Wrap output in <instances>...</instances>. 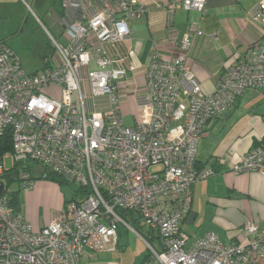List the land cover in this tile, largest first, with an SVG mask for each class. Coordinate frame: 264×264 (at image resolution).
Wrapping results in <instances>:
<instances>
[{
  "label": "built area",
  "instance_id": "obj_1",
  "mask_svg": "<svg viewBox=\"0 0 264 264\" xmlns=\"http://www.w3.org/2000/svg\"><path fill=\"white\" fill-rule=\"evenodd\" d=\"M207 1L183 0V7L204 11ZM61 9L57 27L66 44L41 22L54 64L48 60L28 74L0 42V134L9 132L13 140L12 151L0 156V264H81L86 249L117 251L122 225L146 240L120 210L140 215L157 243H146L157 264H264V227L255 222L243 226L244 240L231 244L213 231L193 240L185 229L194 184L215 175L196 166L205 129L246 90L264 91V46L254 44L245 58L228 62L214 91L205 93L188 64L198 29L183 34L171 59L152 47L140 68L132 66L131 51L119 57L108 47L132 39L130 24L148 14L144 4L61 0ZM105 97L107 105L97 110L96 99ZM125 99L140 109L133 127L123 121ZM230 170L264 176V145ZM48 173L75 190L63 210L35 230L22 208L10 206V185L30 191Z\"/></svg>",
  "mask_w": 264,
  "mask_h": 264
},
{
  "label": "crops",
  "instance_id": "obj_2",
  "mask_svg": "<svg viewBox=\"0 0 264 264\" xmlns=\"http://www.w3.org/2000/svg\"><path fill=\"white\" fill-rule=\"evenodd\" d=\"M136 1L147 7V16L130 24L132 39L116 47H108L109 52L125 57L135 50L141 61L140 68H144L149 63L148 55L152 47H156L164 58L171 59L177 53V45L183 34L198 29L202 34H195L192 39L188 64L193 67L205 93L214 91L228 62L245 58L254 44L264 46V10L260 9L264 0H208L204 11L184 9L183 0ZM63 15L61 0H52L50 11L44 15L50 27L44 25L54 36H58L61 43L66 44L57 27ZM135 39L139 40L134 49ZM49 63L54 64V61ZM143 71L140 69L137 74L140 89L144 85ZM263 139L264 91L246 90L227 113L208 123L199 146L198 168L213 169L215 163L222 166L213 177L194 184L187 221L189 225L197 218V195L204 193L211 197L216 214H220L221 218L211 224L206 233L216 232L223 241L231 244L245 239L242 228L247 222L264 227V176L252 172L237 175L230 170V164L239 161L256 141ZM29 192L34 196L35 187ZM25 193H22L25 204L22 211L35 230L48 225L63 210L62 207L61 211L56 210L47 222L40 224L38 219L32 217L33 207L28 203L26 205ZM121 250L126 249L120 238L119 249L115 252ZM94 253L86 249L81 264H104L94 260ZM136 264L154 262L147 252Z\"/></svg>",
  "mask_w": 264,
  "mask_h": 264
},
{
  "label": "rangeland",
  "instance_id": "obj_3",
  "mask_svg": "<svg viewBox=\"0 0 264 264\" xmlns=\"http://www.w3.org/2000/svg\"><path fill=\"white\" fill-rule=\"evenodd\" d=\"M51 6L52 0H0V41L5 42L13 49L28 74L44 67V57H47L49 61H54L55 53L52 42L41 26L42 22L50 27L49 21L44 19V15L50 11ZM27 19L28 21L25 24ZM138 40L135 39L134 49ZM134 51L132 50V52ZM135 52L132 53V66L140 67L141 61ZM96 105L97 110H102L107 105V98L96 99ZM139 110V107L132 99H126L122 102L121 113L124 124L127 127L135 125L136 115ZM7 166L12 168L10 159L7 160ZM10 188L14 191L20 190V183L14 182L10 185ZM22 192H26L24 194L26 196V205L28 203L29 206L33 207L31 208L32 217L38 219L40 224L47 222L51 215L56 213V210L61 211L65 200L71 199L74 194L69 184L59 186L53 181L43 179L36 181L34 196H31L29 191ZM195 205L197 218L192 225L188 223L185 225V229L191 235L194 234L193 240L201 238L211 224H215L221 219L220 214H216V206L209 195L198 194ZM23 206L25 208L24 201ZM120 232V238L126 250L115 253H94L95 261H102L104 264H136L140 258L150 252L146 244L150 243L148 240L141 239L131 229L123 225ZM152 245L157 247V243ZM151 259L154 264H157L152 257Z\"/></svg>",
  "mask_w": 264,
  "mask_h": 264
},
{
  "label": "trees",
  "instance_id": "obj_4",
  "mask_svg": "<svg viewBox=\"0 0 264 264\" xmlns=\"http://www.w3.org/2000/svg\"><path fill=\"white\" fill-rule=\"evenodd\" d=\"M27 21H28V19L25 20V24L27 23ZM44 61H45L44 67L48 66V64L46 65L47 57H44ZM12 145H13V140H12L11 133L7 132V133L0 134V156L4 155L5 153L11 152L12 151ZM261 145H264V139L262 141H256L254 143L253 148L259 147ZM196 166L198 167V161H197ZM221 166H222L221 163H215V165L213 167V171L215 174L221 170ZM5 177H7V175ZM44 180L53 181V182L57 183L59 186H63L65 184L71 185L70 183H68L67 181L62 179L61 177L56 176L52 173H48ZM14 181L15 180L13 178L9 182H14ZM71 187L73 190H75V188H73L72 185H71ZM65 202H66V200H65ZM9 203H10V206L13 208V210H19L20 208H22L23 196H22L21 191H19V190L14 191L9 198ZM190 212H191V208L189 209V212H188L189 215L188 216H190ZM119 215L122 217L123 220H125L128 224H130L138 233H140L146 240H148L150 243L154 242V239H152L149 236L150 231L147 229V227H145L141 223L140 215L138 213H135L133 211L126 212V211L120 210ZM186 224H187V222H186ZM120 230H121V226L119 227V236L121 235ZM149 255H150V253H149ZM150 257H151V255H150Z\"/></svg>",
  "mask_w": 264,
  "mask_h": 264
},
{
  "label": "water",
  "instance_id": "obj_5",
  "mask_svg": "<svg viewBox=\"0 0 264 264\" xmlns=\"http://www.w3.org/2000/svg\"><path fill=\"white\" fill-rule=\"evenodd\" d=\"M4 193V184L2 182H0V196ZM192 222V220L190 221V223Z\"/></svg>",
  "mask_w": 264,
  "mask_h": 264
}]
</instances>
